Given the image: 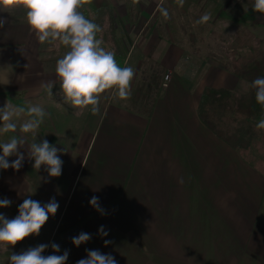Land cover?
Listing matches in <instances>:
<instances>
[{"label":"crops","instance_id":"obj_1","mask_svg":"<svg viewBox=\"0 0 264 264\" xmlns=\"http://www.w3.org/2000/svg\"><path fill=\"white\" fill-rule=\"evenodd\" d=\"M169 1L171 7L213 2L219 16L227 17L238 6L231 22L264 24V15L241 0ZM86 2L90 10L82 12L101 25L102 46L115 52L119 66L135 70L131 98L120 101L106 92L97 114L64 102L55 65L67 49L40 44L22 7L0 11L6 20L0 27V109L7 103L39 104L49 114L35 136L19 131L28 119L23 114L16 119V132L0 134V142L12 136L25 140L19 148L22 167L0 169V199L12 201L0 213L14 218L27 198L41 204L55 198L59 204L39 235L0 247V264L40 244L49 245L45 256L67 250L66 264L87 258V250L110 254L117 264H264V173L213 133L198 112L205 89L247 94L249 82L223 68L220 53L203 45L202 34H185L187 43H180L175 31L146 28L150 18L144 11L133 21L124 2ZM100 8L111 14L99 17ZM168 73L172 79L147 114L151 83L143 79L158 74L159 84H165ZM44 140L59 149V177H49L43 165L33 168L29 145ZM15 159L8 157L9 163ZM93 196L104 214L90 205ZM101 226L107 235L99 232ZM81 232L91 239L77 247L72 238Z\"/></svg>","mask_w":264,"mask_h":264},{"label":"clouds","instance_id":"obj_2","mask_svg":"<svg viewBox=\"0 0 264 264\" xmlns=\"http://www.w3.org/2000/svg\"><path fill=\"white\" fill-rule=\"evenodd\" d=\"M86 0H0V11L10 12L22 7L29 29L36 35L40 44L57 43L67 49L62 58L56 61L55 74L59 80V87L64 102L74 109L84 111L88 109L97 114L102 94L110 92L113 98L127 101L132 96L131 83L135 77V70L131 66L121 67L115 59V52L105 49L103 40L98 38L102 27L87 18L80 10ZM253 12L264 15V0H254ZM167 15V13H165ZM205 14L201 20L207 21ZM6 20L0 17V27ZM49 94L53 85L46 86ZM255 89L256 103L264 109V77H258L251 82ZM28 119L19 125L22 133L36 135L40 125L49 115L39 104L29 105L27 108L14 107L6 104L0 109V134L16 132V119L21 115ZM257 130H264V119L256 124ZM25 145L23 138L10 137L6 142H0V169L9 167L19 170L22 167L24 155L19 148ZM59 149L50 145L47 140L29 145V157L34 160L33 168L39 170L45 166L49 177H59L62 174L63 161L58 155ZM17 156L9 163L8 157ZM12 201L0 199V208H6ZM90 205L101 214L99 198L93 196ZM59 208L55 198L46 204H41L31 198L24 199L18 207V215L12 219L0 213V247L8 249L32 235H39L42 227L50 216H55ZM99 232L107 235L104 227ZM91 239V234L81 232L72 238V243L79 247ZM109 241H105L107 245ZM49 245L40 244L30 247L19 254H11L10 264H66L68 251L62 255H42ZM54 252L60 251V246L51 244ZM77 264H117L110 254H102L99 250H87V258L80 259Z\"/></svg>","mask_w":264,"mask_h":264},{"label":"trees","instance_id":"obj_3","mask_svg":"<svg viewBox=\"0 0 264 264\" xmlns=\"http://www.w3.org/2000/svg\"><path fill=\"white\" fill-rule=\"evenodd\" d=\"M128 15L137 21L142 14L140 0H125ZM253 6L254 0H243ZM219 62L227 71L250 84L247 94L229 89L207 88L204 90L198 112L202 122L220 139L237 150L247 161L264 173V130H257L256 124L264 118V109L255 100V89L251 82L264 77V37L251 28H241L226 43ZM158 74L143 79L151 83L150 95L145 106L150 113L163 84Z\"/></svg>","mask_w":264,"mask_h":264},{"label":"rangeland","instance_id":"obj_4","mask_svg":"<svg viewBox=\"0 0 264 264\" xmlns=\"http://www.w3.org/2000/svg\"><path fill=\"white\" fill-rule=\"evenodd\" d=\"M117 4H122V2L125 3V0H116ZM142 5V12L145 14L146 17H149V24L146 25V28L153 27L158 30H172L177 32V38L176 40L180 43H187V39L185 34H190L192 36V33H194V37L197 34H202V37H205L204 46L209 45L210 46V52H216L217 54L220 53L219 57H221L225 51L226 43L228 40L234 35V33L243 28H251L253 31H255L258 35L261 37H264V24L258 23L256 28H253L251 26H243L237 22H231V18H234L235 14H238L239 8L238 6L235 7V10L233 8L231 9L234 13L230 15V17L225 16L224 14L222 16H219V7L217 5H214L213 2L210 5L202 6V5H194V4H187L189 2L182 1V6H173L171 7L169 0H140ZM241 2L246 7L247 6L243 0ZM194 3V2H193ZM198 3V2H197ZM202 3V2H201ZM218 3V2H217ZM223 3V2H222ZM87 2H85L82 7L81 11H87L89 12V7L86 6ZM107 8H100L96 14L101 16H108L111 13L109 12L110 9L106 10ZM87 13V12H86ZM167 13V15H165ZM207 14L209 16V19L207 21H202L201 18ZM236 17V16H235ZM105 18V17H104ZM100 22V21H99ZM101 23V22H100ZM100 25V24H99ZM103 25V24H102ZM113 25H116L113 23ZM112 24L109 25L107 31H112ZM101 26V25H100ZM233 32V33H232ZM181 37V38H179ZM196 38V37H195ZM199 40V39H198ZM208 43V44H207ZM188 48V47H187ZM170 75L169 81L172 79V73H168ZM166 74L164 77V83L166 84ZM141 81V77H140ZM163 84V88L166 87V85ZM237 92V91H235ZM239 93V92H238ZM241 94V93H239ZM264 119V118H263ZM0 141H1V135H0Z\"/></svg>","mask_w":264,"mask_h":264},{"label":"built area","instance_id":"obj_5","mask_svg":"<svg viewBox=\"0 0 264 264\" xmlns=\"http://www.w3.org/2000/svg\"><path fill=\"white\" fill-rule=\"evenodd\" d=\"M169 79H170V75L168 74V75L166 76V80L169 81ZM165 85L167 86V83H166Z\"/></svg>","mask_w":264,"mask_h":264}]
</instances>
